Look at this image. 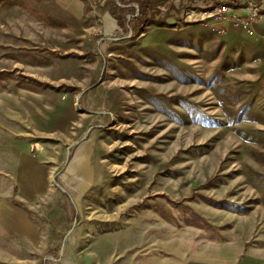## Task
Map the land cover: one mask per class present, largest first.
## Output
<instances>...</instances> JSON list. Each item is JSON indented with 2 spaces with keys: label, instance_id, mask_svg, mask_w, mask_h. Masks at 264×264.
<instances>
[{
  "label": "rangeland",
  "instance_id": "1",
  "mask_svg": "<svg viewBox=\"0 0 264 264\" xmlns=\"http://www.w3.org/2000/svg\"><path fill=\"white\" fill-rule=\"evenodd\" d=\"M61 1L0 3V199L41 232L0 227V264H55L68 235L77 264L264 259V2L154 0L136 31V2L110 29L107 0Z\"/></svg>",
  "mask_w": 264,
  "mask_h": 264
},
{
  "label": "crops",
  "instance_id": "2",
  "mask_svg": "<svg viewBox=\"0 0 264 264\" xmlns=\"http://www.w3.org/2000/svg\"><path fill=\"white\" fill-rule=\"evenodd\" d=\"M61 6L71 9V5L67 4L68 2L57 0ZM107 22L111 25L110 29L117 24V20L111 16V14H107L105 16ZM79 158H77L78 160ZM86 159V158H84ZM26 165L23 166V161L21 160L18 167V197L23 202H33L38 197V192H35L33 196L26 191L27 187L33 186V181H30V176H26V173H30L26 170ZM72 177L68 179L63 174V179L61 180V185L63 188H67L69 192L74 193L80 197L81 193L84 191L83 186V174H77L74 167L77 166V163L71 161L70 165ZM77 178H80L81 182H77ZM35 189H37L35 187ZM0 227L8 234H19L20 236L26 238L30 242L34 244H39L41 240V232L37 226V224L30 218L27 211L17 204H15L12 200L8 199H0ZM71 235H68L65 243L60 246L59 256L58 258L54 257V262L58 264H77L75 262L74 256L71 254L72 250V238ZM71 238V239H70ZM55 262V264H56ZM196 264H230L225 262H219V259H212L211 263L199 261ZM242 264H264V259L259 258H247Z\"/></svg>",
  "mask_w": 264,
  "mask_h": 264
},
{
  "label": "trees",
  "instance_id": "3",
  "mask_svg": "<svg viewBox=\"0 0 264 264\" xmlns=\"http://www.w3.org/2000/svg\"><path fill=\"white\" fill-rule=\"evenodd\" d=\"M119 1L122 3V5H118L115 2V0H107V3H106L108 12L111 14V16H113L117 20V23L119 24V26H123V20L125 19L123 12L132 9L131 7L127 5H129L131 2L138 3L140 12H139V17L135 18L137 19V22H135L136 31H138L140 28L143 27V25L147 22L148 18L151 17V9L156 7L154 0H119ZM258 2H259V6H261L264 0H258ZM0 3L5 4V5H16V4L24 5L22 0H0ZM230 4L238 5V2L233 0V2L230 1ZM35 16L38 17L39 19H46L48 22H52L53 20L50 16L41 15V13L39 14L38 12L37 13L35 12ZM67 55L69 56L70 54H66V55L64 54L62 56H67ZM0 73L5 75L7 71L3 70V71H0ZM22 78H25V77L22 75ZM2 79H5V78H2ZM25 79L30 81V79H27V78ZM31 82L36 83L40 85L41 87L51 86L49 83H43L41 81L36 80L33 77H32ZM20 85L27 86L32 89L37 88L35 85H31L30 83H26L24 81ZM238 208H241V207H238ZM236 210H239V209H236Z\"/></svg>",
  "mask_w": 264,
  "mask_h": 264
},
{
  "label": "built area",
  "instance_id": "4",
  "mask_svg": "<svg viewBox=\"0 0 264 264\" xmlns=\"http://www.w3.org/2000/svg\"><path fill=\"white\" fill-rule=\"evenodd\" d=\"M221 11H224L226 12L227 11V6L226 5H222L221 8H220ZM248 24V23H247ZM246 24V25H247ZM248 26V25H247Z\"/></svg>",
  "mask_w": 264,
  "mask_h": 264
}]
</instances>
